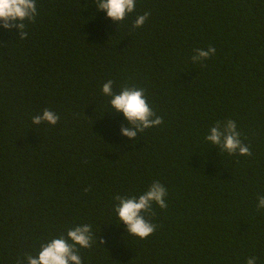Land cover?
Returning <instances> with one entry per match:
<instances>
[{
	"label": "trees",
	"instance_id": "1",
	"mask_svg": "<svg viewBox=\"0 0 264 264\" xmlns=\"http://www.w3.org/2000/svg\"><path fill=\"white\" fill-rule=\"evenodd\" d=\"M36 6L25 39L0 21V264H27L81 224L94 234L83 264H264V0H136L122 22L95 0ZM210 45L213 56L193 59ZM108 80L144 88L163 124L123 135ZM45 108L56 125L33 124ZM228 119L251 156L205 139ZM155 180L168 207L143 213L157 229L141 239L115 197Z\"/></svg>",
	"mask_w": 264,
	"mask_h": 264
},
{
	"label": "clouds",
	"instance_id": "2",
	"mask_svg": "<svg viewBox=\"0 0 264 264\" xmlns=\"http://www.w3.org/2000/svg\"><path fill=\"white\" fill-rule=\"evenodd\" d=\"M97 10H104L107 17L113 21L122 22L133 13L136 7V0H95ZM39 15L36 0H0V21L7 30L17 28L21 39L27 38L28 33L25 21L35 22ZM150 12L138 15L132 24V28H141L149 18ZM198 55L194 60L200 58H210L216 53L214 46H209L207 50L197 48ZM113 80H108L102 85L103 94L109 98V105L117 113H123L130 127H122V134L127 137H136L137 133H143L146 129L163 124V117L156 114L148 102L145 89L139 87L124 86L119 92L113 90ZM60 116L49 108H45L42 113L32 117L35 125L47 122L49 125H56ZM241 132L237 129L234 120L228 119L226 124L217 121L210 127V134L205 139L213 144L219 145L222 151L231 155L251 156L250 147L241 140ZM87 190V189H86ZM167 188L159 181L155 180L148 189L139 196H120L115 200L114 211L118 215L119 221L127 226V231L131 235L141 239H147L153 234L157 225L145 218L143 213H152L153 203L159 205L161 209H166L168 204L165 200ZM258 209H264V195L258 196ZM94 243V234L89 224L76 225L58 237H53L42 243L36 255L27 254V264H83V259L79 254L80 248H91ZM79 246V247H78ZM257 257H249L246 264H256Z\"/></svg>",
	"mask_w": 264,
	"mask_h": 264
}]
</instances>
